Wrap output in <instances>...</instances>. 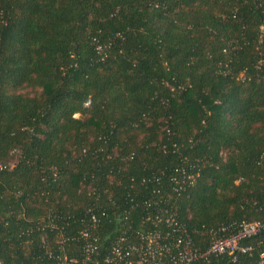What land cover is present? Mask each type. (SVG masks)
Masks as SVG:
<instances>
[{"label":"trees","instance_id":"1","mask_svg":"<svg viewBox=\"0 0 264 264\" xmlns=\"http://www.w3.org/2000/svg\"><path fill=\"white\" fill-rule=\"evenodd\" d=\"M263 25L264 0H0V264H51L37 222L90 209L104 255L153 195L201 250L264 220ZM249 242L230 264H264Z\"/></svg>","mask_w":264,"mask_h":264},{"label":"built area","instance_id":"2","mask_svg":"<svg viewBox=\"0 0 264 264\" xmlns=\"http://www.w3.org/2000/svg\"><path fill=\"white\" fill-rule=\"evenodd\" d=\"M264 31V25L262 26ZM4 165L0 163L2 169ZM196 171L179 166L171 177L172 189L182 195L197 180ZM149 211L141 216L140 228L130 226L119 234L102 255V238L98 233L104 213L93 209L65 230L55 217L37 228H50L54 239L43 238L42 246L51 264H196L211 261L213 264L236 263L240 255L251 252L249 240L264 231V220H243L236 231L216 237L206 250L196 246L187 225L180 219L175 199L167 194L153 195L144 200ZM50 237V236H49ZM264 262V252L260 255Z\"/></svg>","mask_w":264,"mask_h":264}]
</instances>
